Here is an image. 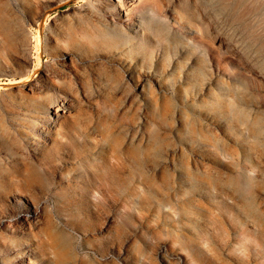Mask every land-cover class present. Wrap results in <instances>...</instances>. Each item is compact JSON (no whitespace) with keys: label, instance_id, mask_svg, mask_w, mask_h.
Instances as JSON below:
<instances>
[{"label":"rangeland","instance_id":"rangeland-1","mask_svg":"<svg viewBox=\"0 0 264 264\" xmlns=\"http://www.w3.org/2000/svg\"><path fill=\"white\" fill-rule=\"evenodd\" d=\"M115 3L0 0V264H264V0Z\"/></svg>","mask_w":264,"mask_h":264},{"label":"bare ground","instance_id":"bare-ground-1","mask_svg":"<svg viewBox=\"0 0 264 264\" xmlns=\"http://www.w3.org/2000/svg\"><path fill=\"white\" fill-rule=\"evenodd\" d=\"M117 3L112 4L113 7V13L115 16V19L119 22H122L123 19L121 20V12H119L120 10L117 9V5L119 4V0H115ZM133 22V21H132ZM129 28L131 31H133L135 25L137 24H129ZM146 25L149 27H154L156 29L161 30L162 27L159 23L155 22L154 20H148L146 22ZM115 27V26H114ZM135 32V31H133ZM117 60L118 58L116 56H113L110 58V60ZM25 87L27 89L30 90L31 85H25ZM63 103L61 102V100H59V98L55 97L53 99V101H51L47 107H46V111H53V110H57L60 107H64L62 105ZM35 138L30 137L29 140L26 141V151L28 152L30 158L32 159H37V156H39V151L37 149V147H35ZM0 157H2L3 159H7L8 154L6 152H2L0 151ZM8 203H9V207L11 208V212H12V217L13 219L11 221H7L8 216L5 217H1L0 219V224L4 225L6 222H8V229L14 228L15 230H18L21 226H23L24 222L27 219V215L29 212L33 211V213H35L34 207L32 206L31 201H27L26 199V195L23 191L21 190H13L11 192H9L8 196ZM19 203L21 204H25L27 205L24 208L18 207ZM18 204V205H17ZM14 221V222H13ZM51 227V225H50ZM10 231V230H9ZM55 236V235H54ZM19 247L10 251L11 254L15 257V260L13 261L12 264H34L32 263L30 260V257H34V254L37 252L36 248L33 247L32 244L27 243L26 240H21L20 244L18 245ZM38 253V252H37ZM7 259V258H5Z\"/></svg>","mask_w":264,"mask_h":264}]
</instances>
